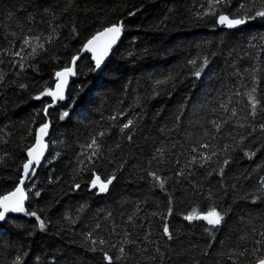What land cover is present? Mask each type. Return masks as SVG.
I'll use <instances>...</instances> for the list:
<instances>
[{
  "label": "trees",
  "instance_id": "1",
  "mask_svg": "<svg viewBox=\"0 0 264 264\" xmlns=\"http://www.w3.org/2000/svg\"><path fill=\"white\" fill-rule=\"evenodd\" d=\"M210 5L0 0V196L18 185L39 128L50 124L25 212L0 221V264H108L105 252L113 264L264 258V17L255 15L264 0H223L209 15ZM221 14L246 23L225 28ZM120 22L103 70L82 56L64 100L45 115L53 98L41 94L56 73ZM35 37L44 48L32 54ZM21 50L23 59L14 55ZM96 176L115 178L102 193L89 189ZM213 208L224 216L215 228L185 219Z\"/></svg>",
  "mask_w": 264,
  "mask_h": 264
},
{
  "label": "snow or ice",
  "instance_id": "2",
  "mask_svg": "<svg viewBox=\"0 0 264 264\" xmlns=\"http://www.w3.org/2000/svg\"><path fill=\"white\" fill-rule=\"evenodd\" d=\"M222 2L223 0H211L210 6L213 8V11L206 13V14H209V15L214 14L215 5L222 3ZM241 7H244V6L241 5ZM255 15L259 17H264V9L257 11ZM249 18H252V17H249ZM218 22L220 24H225L228 27H235V26L246 23V20L242 18L233 19V18H229V16L221 14L218 18ZM121 31H122V24L112 25L110 27L105 28L102 32H98L95 36L89 39L87 43L84 45V49L93 53V59L96 61V68H100L102 61L108 55L109 49H111V47L116 43L117 39L119 38L121 34ZM102 38H103V43L99 44L98 42H100ZM35 39L37 41V44L32 47V54H36L38 48L40 49L44 48V44L39 43L40 37H35ZM24 45L29 46L30 39H25ZM14 55L19 56L21 57V59H23L22 50L21 52H16ZM75 60H76V57L73 58V63H75ZM191 63H195V61H192ZM19 66L21 68L24 67L22 63ZM70 74H74L71 68H66L63 72H57L56 76L60 79H59V82L56 84V91H47L46 93H42L41 95L47 94L49 96H52L54 100L56 98H59L61 100L64 99L63 86L64 84L67 83V76ZM195 75L199 76L200 71H197ZM158 83H162V82H158ZM21 87H23V85H21ZM253 92H255V89H253ZM36 98L39 99L40 97L38 96ZM249 99H250V103L252 105V109L254 112L257 107L258 101L251 94L249 96ZM45 111L47 110L45 109ZM233 114L235 113L233 112ZM67 115H68L67 112L63 113V115L61 116V119H63ZM132 123H133L132 120H128L127 123L123 124L121 131L129 128L132 125ZM261 128L264 129V125H261ZM47 129H48V124H43L39 128L38 135L36 138V145L28 149L29 159L27 160L26 163L23 164V178L20 179L19 185L15 187L14 191L9 192L7 195L0 196V221L6 220L7 213L9 212H25L24 201L27 197L25 196L23 185L25 183V179L29 177L30 172L34 173L35 171L32 165L34 163L37 165L40 163V158L43 156V149L45 147V145L43 144V137L47 134ZM101 135L103 134L101 133ZM87 147L93 149L91 155L88 156V160L89 162H91L92 157L97 155V152L99 149L97 140L93 138L91 144L87 145ZM193 151H195V149H193ZM205 158L210 159V157H205ZM195 159L196 158L193 157V162H195ZM81 163H83V161H81ZM225 163H227V161H225ZM152 175H155V174H152ZM114 178L115 177L113 176L112 178L107 179V181L105 182L101 180L100 176H96V178L92 180V187L93 188L98 187L99 191L102 193L106 192L108 190V186L112 183V180ZM77 187H79V185H77ZM37 195H39V193H37ZM28 214L35 216V213H28ZM185 219L188 221H192L195 219H201V220L206 221L207 224L210 225L212 228H215L222 223V221L224 220V216L221 214V212L213 208L212 210L204 214L197 213L195 210H193L191 214L185 216ZM40 227L42 229L45 227L43 222H41ZM207 230L208 229H206V231ZM164 233L165 235L168 236L169 239L172 238L167 225L164 226ZM261 235L264 236V233H261ZM93 243H95V241H93ZM100 243L103 244L104 241H101ZM113 247H115V245H113ZM119 251L121 254H123L125 250L123 247H120ZM240 254L243 255L244 253H240ZM104 258L106 261H108V264H113L114 258L108 255L107 252H105ZM119 258L120 257H116L115 259H119ZM15 264H20L19 258H17V260L15 261ZM256 264H264V258H259L256 261Z\"/></svg>",
  "mask_w": 264,
  "mask_h": 264
},
{
  "label": "water",
  "instance_id": "3",
  "mask_svg": "<svg viewBox=\"0 0 264 264\" xmlns=\"http://www.w3.org/2000/svg\"><path fill=\"white\" fill-rule=\"evenodd\" d=\"M121 24H122V23L120 22L118 25H121ZM219 24H220V23H219ZM220 25H223V24H220ZM224 26H225V28H229L227 25H224ZM101 32H102V31H101ZM121 39H122V32H121L119 38L117 39L116 43L111 47V49H109V51H108V55H107V56L104 58V60L102 61L100 68H96V61L93 59V53L90 52V51H87L86 49H84V47L82 48V50H81V52L79 53V55L75 56V57H76L75 63H73V59H72V60H71V63H70V66H69L68 68H71V69L73 70V72H74V68H75V66H76V64H77V62H78V60H79L82 56L88 54V55L90 56V58H91V61H92V63H93V66H94V68H95L96 73H100V72L103 70V68L105 67V65L107 64L108 60L110 59L111 54L115 51V49H116V48L118 47V45L120 44ZM98 43H99V44H102V43H103V38H102V40H101L100 42H98ZM64 70H65V69H64ZM64 70H62V71H60V72H63ZM71 76H72V74H70V75L67 76V83L64 84V86H63V95H64V98H65V96H66V92H67V90H68V88H69V83H70V77H71ZM59 79H60V78H58V77L55 75V81H56V82H55V85H54L52 91H56V84L59 82ZM51 97H52V96H51ZM52 98H53V97H52ZM63 100H64V99L61 100V99H59V98H56L55 100L53 99V103H52L51 105L47 106L45 109L48 111L50 108L54 107V105L58 104L59 102H61V101H63ZM47 111H44V114H45V115H46ZM46 124H48V129H47V134L43 137V144L45 145V147H44V149H43V156L40 158V162L42 161V159H43V158L45 157V155H46V151H47V147H46V139L48 138L49 133H50V124H49L48 121L46 122ZM37 135H38V132H37ZM37 135H36V138H37ZM35 145H36V139H35V143H34L33 146H35ZM33 146H32V147H33ZM28 159H29V157H28ZM36 165H37V164L34 163V164L32 165V167L34 168ZM31 174H32V173L30 172L29 177H28L27 179H25V183H24V185H23V188H24V191H25V196L27 197V198L25 199V201H24V208L26 207V204H27V202H28V195H27V192H26V190H25V185H26L28 179L31 177ZM21 178H23V171H22V176H21ZM18 185H19V183H18ZM18 185H17V186H18ZM96 188H98V187H96ZM89 189H90V190L95 189V188L92 187V183H91ZM14 190H15V189H14ZM14 190H13V191H14ZM17 213H18V212H9V213H7V217H9V216H13V215H15V214H17Z\"/></svg>",
  "mask_w": 264,
  "mask_h": 264
},
{
  "label": "flooded vegetation",
  "instance_id": "4",
  "mask_svg": "<svg viewBox=\"0 0 264 264\" xmlns=\"http://www.w3.org/2000/svg\"><path fill=\"white\" fill-rule=\"evenodd\" d=\"M97 190L99 191V188H97Z\"/></svg>",
  "mask_w": 264,
  "mask_h": 264
},
{
  "label": "rangeland",
  "instance_id": "5",
  "mask_svg": "<svg viewBox=\"0 0 264 264\" xmlns=\"http://www.w3.org/2000/svg\"><path fill=\"white\" fill-rule=\"evenodd\" d=\"M225 24H223V26H224Z\"/></svg>",
  "mask_w": 264,
  "mask_h": 264
},
{
  "label": "bare ground",
  "instance_id": "6",
  "mask_svg": "<svg viewBox=\"0 0 264 264\" xmlns=\"http://www.w3.org/2000/svg\"><path fill=\"white\" fill-rule=\"evenodd\" d=\"M220 25V24H219ZM222 26V25H221Z\"/></svg>",
  "mask_w": 264,
  "mask_h": 264
}]
</instances>
